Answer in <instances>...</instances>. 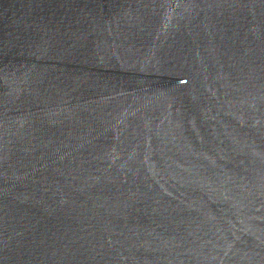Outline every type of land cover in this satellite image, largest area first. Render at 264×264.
<instances>
[{
	"label": "water",
	"instance_id": "obj_1",
	"mask_svg": "<svg viewBox=\"0 0 264 264\" xmlns=\"http://www.w3.org/2000/svg\"><path fill=\"white\" fill-rule=\"evenodd\" d=\"M0 264H264V0H0Z\"/></svg>",
	"mask_w": 264,
	"mask_h": 264
}]
</instances>
